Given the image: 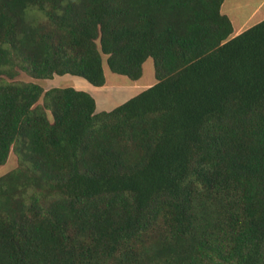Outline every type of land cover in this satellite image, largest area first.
Listing matches in <instances>:
<instances>
[{
  "label": "trees",
  "instance_id": "1",
  "mask_svg": "<svg viewBox=\"0 0 264 264\" xmlns=\"http://www.w3.org/2000/svg\"><path fill=\"white\" fill-rule=\"evenodd\" d=\"M223 0H0V264H264V20ZM155 81L110 110L14 81Z\"/></svg>",
  "mask_w": 264,
  "mask_h": 264
},
{
  "label": "rangeland",
  "instance_id": "2",
  "mask_svg": "<svg viewBox=\"0 0 264 264\" xmlns=\"http://www.w3.org/2000/svg\"><path fill=\"white\" fill-rule=\"evenodd\" d=\"M103 69H104V74H105V80L107 81L108 85L121 84V82L129 83L132 85L130 88L125 89L124 91H121L120 93L113 94L109 92L111 95L109 94L106 95L105 90L102 88L92 89L93 95L96 98L98 108H103V110L114 107V105H117V103L124 100L128 95L133 94V92L136 93L139 87L143 85L152 84L155 81L154 65H153L152 58H147L143 62L141 76L138 80L134 82L125 75L112 72L106 64L105 56L103 57ZM67 79H70L69 76L55 75L50 79L41 80V79H35L33 77H30L29 75L21 72L13 80L39 83L45 89H48L50 87H55V86L69 85L70 82H68ZM109 91L111 90L109 89ZM17 163H18L17 156L14 153V151L11 150L7 158V161L3 165L0 166V176L6 173L7 171L13 169L14 167H16Z\"/></svg>",
  "mask_w": 264,
  "mask_h": 264
},
{
  "label": "crops",
  "instance_id": "3",
  "mask_svg": "<svg viewBox=\"0 0 264 264\" xmlns=\"http://www.w3.org/2000/svg\"><path fill=\"white\" fill-rule=\"evenodd\" d=\"M221 12L230 19L233 27V32L231 36H235L241 33L246 28L264 20V0H223L221 5ZM61 76H69L70 79H67V81L70 82L69 83L70 86H73L79 90H84L89 92L94 97L95 101L96 98L93 95V91H92V89L94 88H99V89L102 88L105 90L106 95L108 94L111 95L109 92L113 94L120 93L121 91H124L125 89H128L132 86L131 84L125 82H121V84L108 85L106 80L104 85L102 86H93L85 79L78 76H72L69 74H65ZM150 85L151 84L143 85L139 87L136 93L133 92V94L128 95L124 100L117 103V105L121 104L128 98L132 97L133 95L137 94L138 92L142 91L143 89L147 88ZM109 89L111 91H109ZM117 105H114V107ZM112 108H107L106 110H110ZM101 110H103V108H98L96 102V111L98 112Z\"/></svg>",
  "mask_w": 264,
  "mask_h": 264
}]
</instances>
